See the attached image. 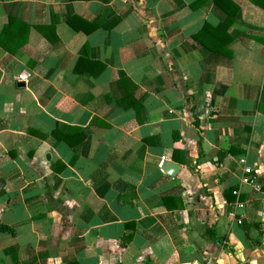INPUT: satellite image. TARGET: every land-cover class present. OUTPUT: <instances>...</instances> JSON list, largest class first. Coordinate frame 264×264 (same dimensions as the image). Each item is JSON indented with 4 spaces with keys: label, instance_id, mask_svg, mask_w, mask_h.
<instances>
[{
    "label": "crops",
    "instance_id": "crops-1",
    "mask_svg": "<svg viewBox=\"0 0 264 264\" xmlns=\"http://www.w3.org/2000/svg\"><path fill=\"white\" fill-rule=\"evenodd\" d=\"M0 229V264H264V0H0Z\"/></svg>",
    "mask_w": 264,
    "mask_h": 264
},
{
    "label": "water",
    "instance_id": "water-1",
    "mask_svg": "<svg viewBox=\"0 0 264 264\" xmlns=\"http://www.w3.org/2000/svg\"><path fill=\"white\" fill-rule=\"evenodd\" d=\"M21 86H25L24 84H22ZM162 169L168 174V175H171V176H176L178 174V170H179V167L177 165H175L174 163H171V162H165L163 164V167Z\"/></svg>",
    "mask_w": 264,
    "mask_h": 264
},
{
    "label": "built area",
    "instance_id": "built-area-1",
    "mask_svg": "<svg viewBox=\"0 0 264 264\" xmlns=\"http://www.w3.org/2000/svg\"><path fill=\"white\" fill-rule=\"evenodd\" d=\"M241 163L244 165L245 174L250 175L251 182H254L256 180V178H255L254 175H252L253 170L251 168H249V167H246V160L245 159L241 160ZM241 223L242 222L239 221V224H241Z\"/></svg>",
    "mask_w": 264,
    "mask_h": 264
},
{
    "label": "trees",
    "instance_id": "trees-1",
    "mask_svg": "<svg viewBox=\"0 0 264 264\" xmlns=\"http://www.w3.org/2000/svg\"><path fill=\"white\" fill-rule=\"evenodd\" d=\"M231 22H232V21H229V23H227V25L229 26V25L231 24ZM195 39H196V40H199V37H198V36H195ZM175 138H176V136H175ZM79 142H82V140H79ZM0 230H3V229H0ZM206 232L208 233V235L210 236V238H211L213 241H217V239H219V238L217 237V235H213L214 233L212 232L211 229L208 228Z\"/></svg>",
    "mask_w": 264,
    "mask_h": 264
}]
</instances>
